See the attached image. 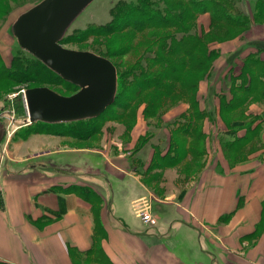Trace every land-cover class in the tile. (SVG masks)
<instances>
[{
	"label": "crops",
	"instance_id": "1",
	"mask_svg": "<svg viewBox=\"0 0 264 264\" xmlns=\"http://www.w3.org/2000/svg\"><path fill=\"white\" fill-rule=\"evenodd\" d=\"M17 9L16 0H0L4 65L13 60ZM255 26L247 41L220 44L211 75L195 89V116H184L192 106L175 87L160 119L141 117L139 107L125 150L102 148L105 128L88 139L49 128L20 135L7 127L14 115L0 114V264H264V24L261 32ZM221 57L227 65L219 70ZM219 78L224 85L216 89ZM243 94L254 100L235 97ZM221 106L222 119L212 113ZM216 126L238 146L215 150ZM248 131L260 143L251 152L240 144ZM147 132L161 160L171 136L202 135L205 149L188 142L185 155L175 148L168 153L174 163L152 171V149H133ZM146 203L154 226L139 215Z\"/></svg>",
	"mask_w": 264,
	"mask_h": 264
},
{
	"label": "rangeland",
	"instance_id": "2",
	"mask_svg": "<svg viewBox=\"0 0 264 264\" xmlns=\"http://www.w3.org/2000/svg\"><path fill=\"white\" fill-rule=\"evenodd\" d=\"M39 1L41 0H16L17 4L21 3V9H17L18 11L13 14L10 24L22 11ZM254 2L255 0H234L239 12L248 17L250 27L247 31L258 25L254 28L261 32L262 28L259 25L264 24V18L261 17V13L257 15V18H254ZM204 8L208 9V12H203ZM213 9L210 0H198V2H194V0H95L73 23L62 45L69 49L102 54L116 64L119 71L117 102L100 118L69 125L51 126L50 128L38 122L28 125L21 124L23 119L27 118L23 91L46 86L59 94L70 96L76 93L79 87L60 80L53 72L43 68L37 59L22 50L16 41H10L13 60L7 65L0 62V68H2V72H0V100L3 102L0 114L5 119L4 117L7 118V116L4 113L14 110V121L12 120L11 123L8 121L7 125L10 128L9 132L19 130L20 135H25L30 131L46 127L56 130V132L70 133L80 139H88L90 137L99 138L98 134L102 128H105L108 141L104 142L102 148L115 147L119 151L125 150L127 147L130 148V134L140 111L139 107L144 106L140 111L141 117L146 119L153 116L160 119L165 112L160 107L173 102L174 95L171 94L169 97L166 94L170 86H172L169 88L170 93L175 90L173 74L169 72L173 69L178 76L182 72L183 84L179 85L182 87L180 88L182 97L192 106L189 114L184 116L191 119L197 114V109L194 108L196 103L195 88L192 84L196 81L198 70L205 69L207 65H210L209 69L212 70L214 62L221 56L222 50L218 48L221 43L236 39L247 41L248 39L244 36L247 31L241 35L245 28L230 29L220 24L213 25ZM154 10L157 11L158 16L156 17L152 16ZM255 32L256 30L253 34ZM9 34L13 36L10 29ZM196 41L197 43L200 41V48L194 51ZM180 62H183L184 65L182 70L177 68ZM226 65L224 58L221 57L215 68L222 70ZM238 67L235 69L236 71ZM208 74L211 75L210 72ZM221 81L219 78L216 89L220 85H224ZM148 84L162 85L163 89L150 94L151 90L148 89ZM179 86L177 83L176 90L179 89ZM206 95L210 98L211 92L206 90ZM235 97L237 99L241 97L246 102L254 100V97L248 94L235 95ZM149 98L152 100L151 105L148 104ZM212 113L218 114L222 119L227 115V110L221 106L218 113L217 111H212ZM253 121V117H248V122L252 123ZM114 123L120 124L121 127L112 126ZM20 127L22 128L19 129ZM179 129H182V126L179 125L177 130ZM220 130L221 127L216 126L215 150L228 152L238 146V142L233 143L226 140L228 137L224 136ZM120 133L122 134L120 135ZM253 133L249 132L247 142L240 143L242 144L241 148L250 152L260 146ZM198 134L202 133L198 132ZM180 137L175 139L171 136L168 153L176 148L177 151L185 155L187 152L185 146L188 142L193 146V149L191 148L193 151L200 153L204 151L205 143L202 135L196 136L193 141H189L188 136ZM151 138L150 133L147 132L138 138L133 147L137 151L144 147H146V151L152 149L154 159L150 164L151 170L174 163L173 159H168V153L167 159L161 160L162 149L159 145L150 147Z\"/></svg>",
	"mask_w": 264,
	"mask_h": 264
},
{
	"label": "water",
	"instance_id": "3",
	"mask_svg": "<svg viewBox=\"0 0 264 264\" xmlns=\"http://www.w3.org/2000/svg\"><path fill=\"white\" fill-rule=\"evenodd\" d=\"M95 0H41L11 24L18 46L79 90L65 96L42 86L25 90L23 124H60L99 117L116 99L118 71L107 57L64 47L61 42Z\"/></svg>",
	"mask_w": 264,
	"mask_h": 264
},
{
	"label": "trees",
	"instance_id": "4",
	"mask_svg": "<svg viewBox=\"0 0 264 264\" xmlns=\"http://www.w3.org/2000/svg\"><path fill=\"white\" fill-rule=\"evenodd\" d=\"M204 1V0H203ZM211 1V4L212 6L214 7V9L212 10V17H213V22L212 24L213 25H223V27L225 28H230V29H234V28H245L242 32H241V35L243 33H245L247 31V29L250 27V25H248L250 22L248 21V17L246 14H242L239 12V8L237 7V5H235L234 3V0H210ZM194 2H198V0H194ZM255 4V8H254V18H257V15L258 14H262L261 17L264 18V0H255L254 2ZM203 12H208V9L205 10V8L203 9ZM152 16L153 17H156L158 16L157 15V11L154 10L152 11ZM262 18V19H263ZM240 35V34H239ZM234 38V37H232ZM232 38H229V39H232ZM66 39V36L64 37V39L62 40L61 44H63V41ZM176 42V41H175ZM180 42V41H178ZM200 42V41H199ZM199 42L197 43V41L194 43V51L198 50L200 48V44ZM177 44H180V43H177ZM192 52V51H191ZM183 53V52H181ZM98 54V53H97ZM99 55H102V54H99ZM103 56V55H102ZM105 57V56H104ZM206 57V56H204ZM35 60V59H34ZM14 62V61H13ZM38 62V60H37ZM40 62V61H39ZM41 63V62H40ZM183 62H180L178 63V66L177 68L178 69H183ZM42 67L43 68H46L48 69L45 65H43L41 63ZM116 66V64H115ZM210 66V65H209ZM209 66L207 65L206 68L204 69H199L198 70V73H197V76H196V81L195 83H193L192 85L194 86V88L196 89L198 87V84L200 83V81L205 78V76L208 75V73L210 72V69H209ZM117 67V66H116ZM198 67V66H197ZM199 68V67H198ZM2 68H0V72ZM49 70V69H48ZM180 70V71H181ZM51 71V70H50ZM117 71H118V68H117ZM52 72V71H51ZM169 72H172L173 74V83L174 85L176 84L175 87H177V83H178V86L179 85H182L183 84V76L181 75L182 72H180L179 76L176 75V71L173 69ZM54 73V72H53ZM55 74V73H54ZM60 80H63L61 77H59L57 74H55ZM156 78V77H154ZM65 81V80H64ZM152 81V80H151ZM67 82V81H66ZM153 82V81H152ZM70 83V82H68ZM160 83V82H159ZM72 84V83H70ZM192 86V87H193ZM38 87H41V86H38ZM174 87V88H175ZM180 87V86H179ZM191 87V89H192ZM169 88H172V86H170ZM167 89L168 91L166 92L167 95H169V97L171 96V94L173 92L170 93V89ZM148 89L151 90V93H156L157 91H160L163 89L162 85L158 86V85H150L148 84ZM118 94H119V71H118V90H117V95H116V99H115V102L111 105H115V103L117 102V98H118ZM22 101V98L20 99L19 101V105L21 106V102ZM151 99L149 98L148 100V104H152L151 103ZM109 106L99 117L97 118H100L103 114H105V112L111 107ZM147 109V108H146ZM203 117V114L199 113L198 114V118H202ZM97 118H93V119H97ZM93 119H88V120H83V121H77V122H71V123H60V124H47V123H42V122H38L39 124H44L46 126H48L49 128L51 126H60V125H69V124H75V123H81V122H85V121H89V120H93ZM46 128V127H45ZM41 129H44V128H41ZM41 129H36L35 131H41ZM56 132V130H54ZM56 134H67V135H70V133H63L62 131L60 132H56ZM92 134V133H91ZM90 134V135H91ZM90 135H88L90 137ZM70 136H75V135H70ZM84 137H87L86 135H83ZM82 136V137H83ZM76 137V136H75Z\"/></svg>",
	"mask_w": 264,
	"mask_h": 264
},
{
	"label": "built area",
	"instance_id": "5",
	"mask_svg": "<svg viewBox=\"0 0 264 264\" xmlns=\"http://www.w3.org/2000/svg\"><path fill=\"white\" fill-rule=\"evenodd\" d=\"M24 93H25V90L23 91V97H24ZM5 114H6L7 117L10 114L13 115L14 114V110L6 111L4 113V115ZM139 215H140L143 223H145V224H147L149 226H154L153 218H152V215H151V206L148 203H146V207L145 208H142L140 210Z\"/></svg>",
	"mask_w": 264,
	"mask_h": 264
},
{
	"label": "bare ground",
	"instance_id": "6",
	"mask_svg": "<svg viewBox=\"0 0 264 264\" xmlns=\"http://www.w3.org/2000/svg\"><path fill=\"white\" fill-rule=\"evenodd\" d=\"M27 125V124H26Z\"/></svg>",
	"mask_w": 264,
	"mask_h": 264
}]
</instances>
